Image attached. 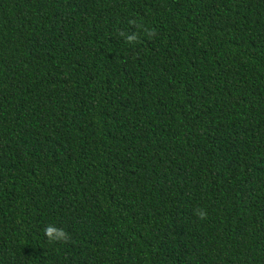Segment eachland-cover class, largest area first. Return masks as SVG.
Returning a JSON list of instances; mask_svg holds the SVG:
<instances>
[{"label": "trees", "instance_id": "trees-1", "mask_svg": "<svg viewBox=\"0 0 264 264\" xmlns=\"http://www.w3.org/2000/svg\"><path fill=\"white\" fill-rule=\"evenodd\" d=\"M0 264H264V0H0Z\"/></svg>", "mask_w": 264, "mask_h": 264}, {"label": "clouds", "instance_id": "clouds-1", "mask_svg": "<svg viewBox=\"0 0 264 264\" xmlns=\"http://www.w3.org/2000/svg\"><path fill=\"white\" fill-rule=\"evenodd\" d=\"M130 23H132L130 21ZM137 27H141V25H137ZM148 36H153L155 35V30H148V32L146 33ZM138 41V37L136 35H129L127 36V40L126 43H131V42H137ZM196 215L200 218V219H206L207 217V213L204 210H199ZM45 235L46 237L50 240V241H54V242H67L70 239V236L68 233H66L63 230L57 229L51 225H49L48 227H46L44 229Z\"/></svg>", "mask_w": 264, "mask_h": 264}]
</instances>
